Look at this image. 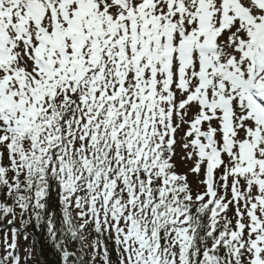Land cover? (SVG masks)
Instances as JSON below:
<instances>
[{
	"label": "snow or ice",
	"instance_id": "6c2138e0",
	"mask_svg": "<svg viewBox=\"0 0 264 264\" xmlns=\"http://www.w3.org/2000/svg\"><path fill=\"white\" fill-rule=\"evenodd\" d=\"M0 264H264V0H0Z\"/></svg>",
	"mask_w": 264,
	"mask_h": 264
}]
</instances>
